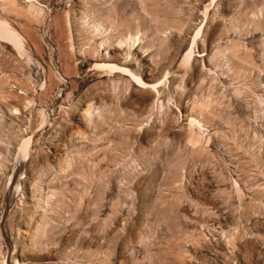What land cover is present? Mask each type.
Wrapping results in <instances>:
<instances>
[{
    "label": "rangeland",
    "instance_id": "1",
    "mask_svg": "<svg viewBox=\"0 0 264 264\" xmlns=\"http://www.w3.org/2000/svg\"><path fill=\"white\" fill-rule=\"evenodd\" d=\"M0 21V264H264V0Z\"/></svg>",
    "mask_w": 264,
    "mask_h": 264
},
{
    "label": "water",
    "instance_id": "2",
    "mask_svg": "<svg viewBox=\"0 0 264 264\" xmlns=\"http://www.w3.org/2000/svg\"><path fill=\"white\" fill-rule=\"evenodd\" d=\"M20 169H21V166H19L15 169L14 175L8 183V187H7V191H6V202L7 203H6L5 210L8 208V206L10 205V203L13 199V195H14L16 187H17V176L19 174ZM4 213H3V215H4Z\"/></svg>",
    "mask_w": 264,
    "mask_h": 264
},
{
    "label": "bare ground",
    "instance_id": "3",
    "mask_svg": "<svg viewBox=\"0 0 264 264\" xmlns=\"http://www.w3.org/2000/svg\"><path fill=\"white\" fill-rule=\"evenodd\" d=\"M13 31L8 27V25L4 22L0 21V34L2 35H6V36H10L12 37L13 35ZM133 73V72H132ZM131 75V74H130ZM134 75V74H133ZM132 76V75H131ZM133 78V77H132ZM136 80L138 81V84L142 85V86H153L154 84L148 83L146 81H144L143 79H141L140 76H135ZM134 80V78H133ZM136 80H134L136 82ZM137 83V82H136ZM157 85V84H156Z\"/></svg>",
    "mask_w": 264,
    "mask_h": 264
}]
</instances>
